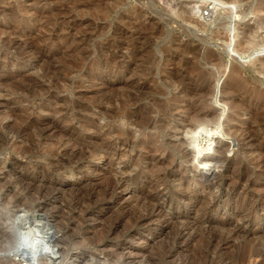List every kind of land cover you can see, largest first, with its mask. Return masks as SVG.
Here are the masks:
<instances>
[{
    "label": "rangeland",
    "instance_id": "374dc122",
    "mask_svg": "<svg viewBox=\"0 0 264 264\" xmlns=\"http://www.w3.org/2000/svg\"><path fill=\"white\" fill-rule=\"evenodd\" d=\"M193 1L0 0V264H264V0Z\"/></svg>",
    "mask_w": 264,
    "mask_h": 264
},
{
    "label": "bare ground",
    "instance_id": "6f19581e",
    "mask_svg": "<svg viewBox=\"0 0 264 264\" xmlns=\"http://www.w3.org/2000/svg\"><path fill=\"white\" fill-rule=\"evenodd\" d=\"M102 2L104 0H95V2ZM206 1H209L208 3L210 4V16L208 18H205L203 16V14L200 15L198 7H195L194 4L198 3L199 4H204L207 3ZM226 1H231V3H235L233 0H226ZM194 3L193 6H191V8H193V11L189 8V11H192L191 15L188 16H184L189 23L194 24V28H198L200 30H206L207 26L209 25L210 22H216L217 26H222V31H223V35H225V40H227V43H225V45H227V47H231L233 52H238V51H246V52H254V51H258L260 50V48L263 46L262 40H257V28L258 27H247L242 29V32L238 33L235 29V24L233 23V19H235L236 17H231L227 14L228 12V7L225 3V1L223 2L222 0H199V1H193ZM206 5V4H205ZM208 6V5H207ZM262 7V6H261ZM187 10V11H188ZM261 10V9H260ZM185 12V11H184ZM188 13V12H187ZM186 13V14H187ZM194 15L196 16L194 18ZM193 16V18H192ZM208 19V20H206ZM225 19V21L222 23V20ZM261 19V18H260ZM185 20V19H184ZM221 22V23H220ZM220 23V24H219ZM211 24V23H210ZM263 24V23H261ZM259 29V28H258ZM221 31V29H220ZM222 34V32H221ZM243 36L242 39H244V41H242V39L240 38V36ZM256 35V36H255ZM260 35V34H259ZM257 37V38H256ZM223 38V37H222ZM262 39V38H261ZM243 42V46L240 45V42ZM226 42V41H225ZM241 42V43H242ZM192 49V48H191ZM223 49H225L223 47ZM189 50V49H188ZM226 51L228 49H225ZM194 51V50H193ZM191 52V50H190ZM195 57V56H194ZM214 57V56H212ZM262 69V63L261 65H259ZM259 67V68H260ZM264 67V65H263ZM260 69V70H261ZM196 75H194L195 77ZM198 78V77H196ZM194 79V78H193ZM200 79V78H199ZM229 79L231 80L230 83H228V86L226 88H224V90L226 89L231 96H234V98H238L239 96L245 95L249 100H255V102L260 103L262 100H264V94L257 92L255 88L248 86V84H246V82H243V80L240 78V76L237 74V72H235L231 77H229ZM197 81V80H196ZM195 82V80H194ZM223 90V89H222ZM225 91V92H227ZM195 92H198L195 90ZM264 114V110L262 111L261 109L259 110H254L251 112L250 115V120L254 121L256 120L260 115ZM150 161H152L150 159ZM118 185V184H117ZM205 189L209 190L211 189L210 186L206 187ZM2 235V234H1ZM6 235V233H5ZM4 235V236H5ZM55 235V234H54ZM48 246V245H46ZM22 247V246H21ZM26 248V247H25ZM25 248H20L19 247V253L21 255V257L28 261V264H31L33 260H31L32 256H38L35 255L34 253H25ZM43 248H45V246H43ZM47 248V247H46ZM31 250V249H30ZM37 249H35L36 251ZM39 250V249H38ZM53 250V249H52ZM58 250V249H57ZM42 251V250H41ZM18 252V251H16ZM33 252V250L31 251ZM55 252V251H54ZM58 252V251H57ZM51 253V252H50ZM18 254L16 253V255L18 256ZM26 254V255H25ZM55 254V253H54ZM56 255V254H55ZM15 256V255H14ZM48 256V255H47ZM31 260V263H29V261ZM33 259V257H32ZM37 259V257H36ZM39 259V258H38ZM37 259V260H38ZM35 260V257H34Z\"/></svg>",
    "mask_w": 264,
    "mask_h": 264
},
{
    "label": "built area",
    "instance_id": "2783aa9c",
    "mask_svg": "<svg viewBox=\"0 0 264 264\" xmlns=\"http://www.w3.org/2000/svg\"><path fill=\"white\" fill-rule=\"evenodd\" d=\"M210 8H211L210 7V4H208V6L204 8V10H203V16L205 18H208L210 16Z\"/></svg>",
    "mask_w": 264,
    "mask_h": 264
}]
</instances>
